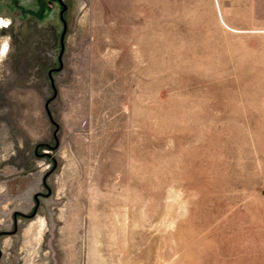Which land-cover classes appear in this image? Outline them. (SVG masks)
<instances>
[{"label":"rangeland","instance_id":"374dc122","mask_svg":"<svg viewBox=\"0 0 264 264\" xmlns=\"http://www.w3.org/2000/svg\"><path fill=\"white\" fill-rule=\"evenodd\" d=\"M0 21V264H264V0Z\"/></svg>","mask_w":264,"mask_h":264},{"label":"snow or ice","instance_id":"6c2138e0","mask_svg":"<svg viewBox=\"0 0 264 264\" xmlns=\"http://www.w3.org/2000/svg\"><path fill=\"white\" fill-rule=\"evenodd\" d=\"M0 23H3L2 21H0Z\"/></svg>","mask_w":264,"mask_h":264}]
</instances>
